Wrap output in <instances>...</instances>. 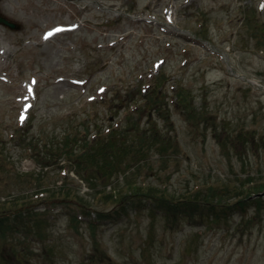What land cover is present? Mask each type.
<instances>
[{
    "label": "rangeland",
    "instance_id": "1",
    "mask_svg": "<svg viewBox=\"0 0 264 264\" xmlns=\"http://www.w3.org/2000/svg\"><path fill=\"white\" fill-rule=\"evenodd\" d=\"M0 17L17 27L0 23V264H264V0H0ZM57 24L74 29L45 40ZM98 138L97 164L65 157Z\"/></svg>",
    "mask_w": 264,
    "mask_h": 264
},
{
    "label": "trees",
    "instance_id": "2",
    "mask_svg": "<svg viewBox=\"0 0 264 264\" xmlns=\"http://www.w3.org/2000/svg\"><path fill=\"white\" fill-rule=\"evenodd\" d=\"M160 81H165L164 80V78L163 77H158L157 78V81L155 82L156 84H158V85H161L162 86V84H161V82ZM149 90V89H148ZM146 95H148V94H146ZM145 95V96H146ZM156 95H159V90H158V92H157V94ZM147 102H148V100H146ZM152 103V102H151ZM131 112H129V113H127L126 115L128 116V114H130ZM127 122H128V120H127ZM107 129H108V131L105 133L106 135L103 137V138H107V140H109V139H111V138H113V137H115V136H117V133L115 132V130H113V129H115L114 127H111V128H108L107 127ZM113 130V131H112ZM157 133H156V130L155 129H153L152 131H150V134L148 135V137L149 138H157ZM94 137H96V135L94 136ZM95 144V146H97V147H95V146H93L92 147V144ZM84 144V146L83 145H79L78 144V142H76L75 143V145H74V147H72V148H70L68 151H66L65 152V157L69 160V158H71L70 157V155H68V154H70V153H72V152H75V154H74V158H73V161H74V163H77L78 165H82V163L84 162L85 164V166H87L88 165V168L92 165V164H97L99 161H101V159H102V156L104 155V153H103V141L102 140H100V138H98V139H96V140H92V142L90 143V142H88V141H86V142H84L83 143ZM76 151H78V153L76 152ZM125 152H128V151H126L125 150ZM130 153H131V151H129ZM69 165H71V164H69ZM105 167V166H104ZM117 171H120V169H116ZM104 175H105V177H104ZM102 177H104V178H109L111 175H107V173H106V171L104 170L103 172H102V175H101ZM103 178V179H104ZM85 180H88V178L87 177H85ZM254 188H255V190H254V192H257V191H259L260 189H264V183H262V184H259V185H254L253 186ZM211 188L212 187H209V190H211ZM61 190V189H60ZM59 190V191H60ZM63 190V189H62ZM66 189H64L63 190V194H64V196L65 197H69V192H67V191H65ZM39 192H43V193H45V194H47L48 193V191L46 190V189H43V190H41V191H39ZM196 194H198V192H195L194 193V195H196ZM76 198V197H75ZM77 199V198H76ZM82 205H81V203H80V207H81ZM47 209V208H46ZM48 210V209H47ZM94 213H96V214H100L98 211H94V210H92ZM97 218H100V217H97Z\"/></svg>",
    "mask_w": 264,
    "mask_h": 264
},
{
    "label": "water",
    "instance_id": "3",
    "mask_svg": "<svg viewBox=\"0 0 264 264\" xmlns=\"http://www.w3.org/2000/svg\"><path fill=\"white\" fill-rule=\"evenodd\" d=\"M0 23L5 25V26H7V27H9V28H15L16 27V24H14V23L10 22L9 20L4 19L2 17H0Z\"/></svg>",
    "mask_w": 264,
    "mask_h": 264
},
{
    "label": "snow or ice",
    "instance_id": "4",
    "mask_svg": "<svg viewBox=\"0 0 264 264\" xmlns=\"http://www.w3.org/2000/svg\"><path fill=\"white\" fill-rule=\"evenodd\" d=\"M60 29H56V31H59Z\"/></svg>",
    "mask_w": 264,
    "mask_h": 264
},
{
    "label": "bare ground",
    "instance_id": "5",
    "mask_svg": "<svg viewBox=\"0 0 264 264\" xmlns=\"http://www.w3.org/2000/svg\"><path fill=\"white\" fill-rule=\"evenodd\" d=\"M61 33H63V32H61Z\"/></svg>",
    "mask_w": 264,
    "mask_h": 264
}]
</instances>
